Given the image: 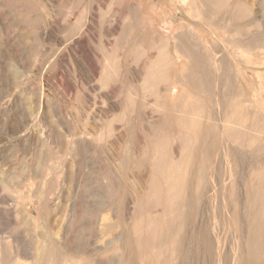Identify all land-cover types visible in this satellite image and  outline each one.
<instances>
[{"label":"bare ground","instance_id":"obj_1","mask_svg":"<svg viewBox=\"0 0 264 264\" xmlns=\"http://www.w3.org/2000/svg\"><path fill=\"white\" fill-rule=\"evenodd\" d=\"M7 3L0 49L21 70L53 43L35 86L0 74V264H264V0H67L61 22L46 0ZM16 142L44 153L36 182ZM101 146L132 188L97 176L90 219L80 184L67 199Z\"/></svg>","mask_w":264,"mask_h":264},{"label":"rangeland","instance_id":"obj_2","mask_svg":"<svg viewBox=\"0 0 264 264\" xmlns=\"http://www.w3.org/2000/svg\"><path fill=\"white\" fill-rule=\"evenodd\" d=\"M10 1H11V3L12 2H15L16 0H0V3L2 2V3H6V2H8L7 4H10ZM41 1H43V0H41ZM48 3H47V7L50 9V12L52 13L51 15H52V19H54L55 18V20L57 19H59L57 22H61L62 21V19H63V17H61L60 15H62L63 16V14L65 13V9H66V7H67V0H54V1H50V0H46ZM63 1V2H62ZM55 2V3H54ZM61 4H60V3ZM59 4V5H58ZM63 4H65V5H63ZM1 6V5H0ZM0 9H1V7H0ZM57 10V11H56ZM55 11V12H54ZM60 11V12H59ZM64 11V12H63ZM63 12V13H62ZM55 16V17H54ZM71 20H73L72 22H74V18H72ZM8 23V22H7ZM36 24L34 23L33 24V28H35L36 26H35ZM1 29H3V31L2 32H4V27H1ZM4 35V34H3ZM31 37L33 36L32 34L30 35ZM50 38V39H49ZM32 40L34 41L35 39H34V36H33V38H32ZM31 39L28 41V45L26 46V53H28V51L29 50H34L37 46V48H38V51L40 52L39 53V60L38 61H36V63H35V61H33L32 62V66H33V68L32 69H29V70H26V71H24V70H21V68L17 65V64H15L16 62L14 61V60H12V55L10 54V51H6V49L4 50L3 49V47L0 49V74H1V78L3 79L2 80V86H1V88L3 89V90H5L6 88H7V81L9 82V78L8 77H10V80L11 79H13L14 77L13 76H15V74H16V76H18L17 78L18 79H20V78H22V77H20V75L22 74H24V72L26 73V74H24L25 76H23V78L24 79H31L30 81H31V83L33 84V86H35L34 85V83H36L37 82V75H38V68L40 67H42V68H44V67H47V64H46V62H45V60L47 59V57H49V53H50V48H51V45H52V43H53V40L51 39V37L50 36H48V37H46V38H44V39H42V38H40V40L38 39V43H37V46H33V45H35L34 43H36L35 41L33 42ZM41 41V42H40ZM51 41V42H50ZM31 43H33V44H31ZM44 43V44H43ZM29 45H32V46H29ZM40 45V46H39ZM29 46V47H28ZM34 47V48H33ZM33 48V49H32ZM43 48V49H42ZM47 54V55H46ZM9 55H10V57H9ZM42 55V56H41ZM8 58V59H7ZM9 59H11V60H9ZM41 60V62H45V64H43V63H40L39 61ZM12 62V63H11ZM15 64V65H12V64ZM42 64V65H41ZM12 65V66H11ZM45 65V66H44ZM3 66H5V68L3 67ZM7 66H9V67H7ZM14 66V67H13ZM19 68H18V67ZM35 66V67H34ZM9 68V69H8ZM12 68L13 69H15V70H12ZM7 69L8 70H12V72L11 71H7ZM45 69V68H44ZM15 71V72H14ZM17 71V72H16ZM24 71V72H23ZM11 72V73H10ZM14 72V73H13ZM23 72V73H22ZM7 73V74H6ZM13 73V74H12ZM17 73H19V75H17ZM31 73H33V74H31ZM6 74V75H5ZM9 74H10V76H9ZM21 75V76H22ZM27 75V76H26ZM33 75V76H32ZM20 77V78H19ZM6 78H8V79H6ZM20 79V80H24V79ZM36 78V79H35ZM4 79H6L7 81L5 82V80ZM14 80V79H13ZM36 81V82H35ZM37 84V83H36ZM5 87V88H4ZM60 87H56L53 91H50V92H53V93H51L52 94V97H53V99H56L57 100V102L61 105V107H62V109L64 110L65 109V106H67V105H69V106H67L68 108H70L71 109V105H70V103L68 104V101L69 100H71V97H69V96H66L65 94H64V92H62L63 90L60 88ZM57 89V90H56ZM55 93H58V94H56L55 95ZM51 94H50V97H51ZM55 95V96H54ZM51 97V98H52ZM56 97V98H55ZM58 97V98H57ZM55 119L53 118L52 119V121H54ZM80 121H82V122H80ZM55 122V121H54ZM53 122V125L61 132V128L58 126V124L55 122L54 123ZM81 123V125H82V123L84 122V120H79V121H76V120H73V124L75 123V125L77 124L78 125V123ZM79 123V124H80ZM99 124V126L101 127L102 125L101 124H103V123H98ZM97 124V125H98ZM92 126V128H91V124L89 125L88 124V126L87 127H89L90 126V128L88 129L90 132H92V130L91 129H93V132H92V135H94L95 134V131H96V129L94 130V128H97L98 126ZM100 127H98V128H100ZM60 128V129H59ZM97 128V129H98ZM1 129V128H0ZM1 131V130H0ZM43 139V138H42ZM42 139H40L38 142L40 143V141L42 142ZM13 140H15V139H13ZM56 141V140H55ZM3 143H5V140L3 141ZM17 143V142H16ZM35 143L33 142V143H29V144H24V143H17V145L15 146H13L12 147V149L11 150H13V151H11L10 153H9V155L11 156V157H9L10 158V161H11V164L13 163V165L15 164V166H17V168H19V167H21V166H23L22 165V163H26V164H28V163H33V164H35V166H33L35 169L33 170L32 169V174H33V178H34V176H35V174L36 175H38L39 173V170H40V167L38 168V165H40V164H42V160H44L43 158H44V153L42 154H40L39 156H38V154H39V150H40V148H39V146L38 147H36L35 145H34ZM34 146V147H33ZM31 148V149H30ZM33 148V149H32ZM101 149H97L96 150V152L94 153V156H95V158H94V156H92L91 155V152H88V153H86L85 155H83V157H82V159L80 158V161H79V165L77 166V165H75L74 166V168H73V179L74 180H72V182H71V185H70V196L71 197H69L67 200L69 201V200H72L71 198H73L74 197V195H75V193H74V191L76 192V190L78 189V184H80V190L82 191H80V193H81V196H82V200H84V201H82V203L84 204V205H87V207H86V210L88 211V213L89 214H91V216H88L90 219H92V218H94L95 217V215L93 214V216H92V212L93 211H99L101 208H103L104 206H105V202H104V200L106 199V198H104L103 197V193L100 191V189H98L99 188V186L96 184V186H95V183H94V181L97 179L96 177L98 176H107L108 175V172L109 171H112V173H113V175H111V177H115V179H117L116 181H117V183L119 184V185H121V188H122V190H124V191H131V188H132V185H131V181H130V178L128 177V176H126L125 175V173L121 170V169H118V166H116L115 164H114V162L113 163H111L110 162V160L111 159H108V155L105 153V150L103 149L104 147H100ZM36 149V150H35ZM37 150H38V152H37ZM98 150L100 151V152H98ZM35 151V152H34ZM101 151H103L102 153H101ZM24 152V153H23ZM38 154H37V153ZM97 152L99 153L98 155L100 156V158H99V156L98 155H96L97 154ZM33 153V154H32ZM103 154V155H102ZM16 155V156H15ZM37 155V156H36ZM90 156V157H89ZM97 156V157H96ZM106 156V157H105ZM34 157V158H33ZM43 157V158H42ZM15 158V159H14ZM17 158V159H16ZM37 158H39L40 160L38 161V159ZM34 159V160H33ZM37 160V163H40V164H36L35 162H36V160ZM91 159V160H90ZM109 161V162H108ZM21 163V165L20 166H18L19 164ZM106 163V165H104ZM17 164V165H16ZM81 164V165H80ZM101 164V165H100ZM111 164V165H110ZM114 164V165H113ZM112 165H113V167H112ZM108 166V167H107ZM110 166V167H109ZM32 167V168H33ZM105 168V170H103L104 168ZM115 167V168H114ZM22 168H24V167H22ZM107 168V169H106ZM110 168V169H109ZM112 168V169H111ZM114 168V169H113ZM95 169V170H94ZM84 170V171H83ZM97 170V171H96ZM100 172H99V171ZM107 170H109V171H107ZM117 170V171H116ZM21 172H20V177L21 178H23L25 175H22V174H25V171H22V170H20ZM83 171V172H82ZM107 171V172H106ZM122 171V172H121ZM105 172H106V174H105ZM94 173H95V175H94ZM98 173V174H97ZM53 174V173H52ZM51 174V175H52ZM50 175V177H51V179H49V181L50 182H52V181H54V178H52V177H54L53 175L51 176ZM77 175V176H76ZM92 175V176H91ZM23 176V177H22ZM75 176V177H74ZM80 176V177H79ZM49 177V178H50ZM124 177V178H123ZM126 177V178H125ZM94 178V179H93ZM123 178V179H122ZM128 178V179H127ZM93 179V180H92ZM121 179V180H120ZM34 180V182H36L37 180H38V178H37V176H35V178L33 179ZM52 180V181H51ZM57 181H58V179H56ZM62 180V179H61ZM61 180L59 179V181L58 182H56L57 184H60V185H58V189H57V191H56V196H57V201H58V204H60V205H58V206H60L61 208H64V209H66V214H70V212L68 211V210H70V204L71 203H68V201L65 199V193H64V190H65V185H64V187H63V182H61ZM79 180V181H78ZM99 181V180H98ZM55 183V184H56ZM123 183V184H122ZM126 183V184H125ZM62 185V186H61ZM94 185V186H93ZM131 185V186H130ZM61 186V187H60ZM72 187V188H71ZM95 187V188H94ZM130 187V188H129ZM63 188V189H62ZM75 189V190H74ZM83 189V190H82ZM92 189H94V190H92ZM130 189V190H129ZM61 191V192H60ZM63 191V192H62ZM120 191V190H119ZM61 195H59V194ZM82 193H85V194H82ZM96 193V194H95ZM100 193V194H99ZM74 194V195H73ZM98 194V195H97ZM102 194V195H101ZM58 195H59V197H58ZM83 195H85V196H83ZM93 195V196H92ZM56 196H55V198H56ZM64 196V197H63ZM88 198H87V197ZM91 196V197H90ZM95 196V197H94ZM99 196V197H98ZM83 197H85L86 198V201H85V198H83ZM59 198V199H58ZM61 198H62V200H61ZM63 199H65V200H63ZM90 199V200H89ZM88 200V201H87ZM95 200V201H94ZM102 201V203H101V201ZM97 201V202H96ZM62 202V203H61ZM64 202H66V203H64ZM70 202V201H69ZM104 202V203H103ZM87 203V204H86ZM67 204V205H66ZM82 204V205H83ZM104 204V205H103ZM65 205V206H64ZM83 205V206H84ZM67 207V208H66ZM94 208H95V210H94ZM84 210H85V208H83ZM91 209V210H90ZM69 212V213H68ZM106 214H109V216H107ZM106 214H103L104 215V217H109L108 219H109V221L111 220L112 221V217H111V214L108 212V213H106ZM57 216H58V214H57ZM88 218V219H89ZM11 220H13L12 221V223H13V225H14V218L13 219H11ZM5 223H11V221H7V220H3V222L1 223V225L3 226ZM23 229V228H22ZM6 231V230H5ZM23 231H24V233H25V230L23 229ZM20 232H21V229H20ZM23 233V232H22ZM23 233V234H24ZM29 239V237L27 236V240ZM94 243L93 244H91V247L92 248H94L95 246H97L96 244H95V241L94 240H92Z\"/></svg>","mask_w":264,"mask_h":264}]
</instances>
